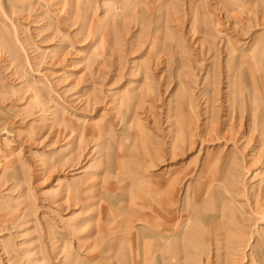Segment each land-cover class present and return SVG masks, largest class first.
<instances>
[{
  "label": "rangeland",
  "instance_id": "rangeland-1",
  "mask_svg": "<svg viewBox=\"0 0 264 264\" xmlns=\"http://www.w3.org/2000/svg\"><path fill=\"white\" fill-rule=\"evenodd\" d=\"M0 264H264V0H0Z\"/></svg>",
  "mask_w": 264,
  "mask_h": 264
},
{
  "label": "bare ground",
  "instance_id": "bare-ground-1",
  "mask_svg": "<svg viewBox=\"0 0 264 264\" xmlns=\"http://www.w3.org/2000/svg\"><path fill=\"white\" fill-rule=\"evenodd\" d=\"M222 187H223V186H222ZM166 233H167V232H166ZM183 233H184V236H185L186 234H188V231H186V229H183ZM196 236H197V235H196ZM182 237H183V236H182ZM182 237H181V238H182ZM181 247H182V245H177V246H176V249L178 250V251L175 252L176 255H175V257H174V258L176 259V262H178V261H177V260H178V259H177V255H178V253H181ZM186 253H187V252H186ZM179 257H180V256H179ZM181 259H182V258H181ZM184 259H187V256H185ZM179 261H180V260H179Z\"/></svg>",
  "mask_w": 264,
  "mask_h": 264
}]
</instances>
